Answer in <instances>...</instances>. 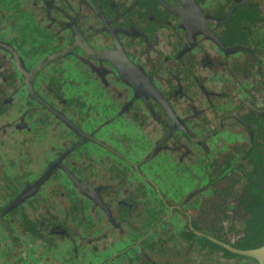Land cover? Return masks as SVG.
<instances>
[{
  "label": "flooded vegetation",
  "instance_id": "flooded-vegetation-1",
  "mask_svg": "<svg viewBox=\"0 0 264 264\" xmlns=\"http://www.w3.org/2000/svg\"><path fill=\"white\" fill-rule=\"evenodd\" d=\"M264 0H0V264H255Z\"/></svg>",
  "mask_w": 264,
  "mask_h": 264
},
{
  "label": "water",
  "instance_id": "water-1",
  "mask_svg": "<svg viewBox=\"0 0 264 264\" xmlns=\"http://www.w3.org/2000/svg\"><path fill=\"white\" fill-rule=\"evenodd\" d=\"M250 254L255 258V264H264V243L250 251Z\"/></svg>",
  "mask_w": 264,
  "mask_h": 264
}]
</instances>
